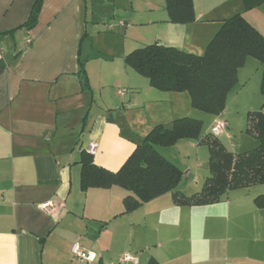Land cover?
Returning a JSON list of instances; mask_svg holds the SVG:
<instances>
[{"label": "crops", "instance_id": "crops-1", "mask_svg": "<svg viewBox=\"0 0 264 264\" xmlns=\"http://www.w3.org/2000/svg\"><path fill=\"white\" fill-rule=\"evenodd\" d=\"M34 1L0 0V264H77L75 242L96 252L94 264H264V207L253 201L264 184L193 206L166 192L124 212L130 192L81 190L79 164L96 141L93 162L116 171L154 126L184 117L202 122L200 137L224 119L216 136L222 145L232 153L254 149L256 138H237L249 112L264 115L258 60L245 58L213 115L193 108L186 91L152 87L124 56L153 43L202 55L235 14L264 37V2L245 9L242 0H192L194 20L176 23L165 0H42L27 28ZM155 149L181 170L178 191H200L210 175L207 147L180 138ZM49 201L53 209L43 210ZM124 252L137 262H121Z\"/></svg>", "mask_w": 264, "mask_h": 264}, {"label": "trees", "instance_id": "trees-1", "mask_svg": "<svg viewBox=\"0 0 264 264\" xmlns=\"http://www.w3.org/2000/svg\"><path fill=\"white\" fill-rule=\"evenodd\" d=\"M245 9L264 0H242ZM42 0H35L23 26L31 28L37 19ZM169 20L188 23L194 20L192 0H165ZM262 65L260 91L264 97V37L241 14L223 20L221 27L208 43L202 55L156 43L138 47L124 56V63L160 91H186L191 106L217 115L225 104L228 91L237 80V69L246 57ZM78 74L83 89H89L82 62ZM202 122L184 117L168 124H158L136 145L120 168L110 171L93 162V157L80 153V188L120 186L130 194L123 199L124 212L163 193L170 192L177 205H205L219 201L229 190L264 184V115L262 111L248 113L246 133L258 140L249 151L232 153L210 133L200 137ZM180 138L197 139L209 151L210 175L200 191L186 196L176 189L181 170L163 157L155 146H170ZM257 207H264V193L254 198ZM147 264H159L150 259Z\"/></svg>", "mask_w": 264, "mask_h": 264}, {"label": "built area", "instance_id": "built-area-1", "mask_svg": "<svg viewBox=\"0 0 264 264\" xmlns=\"http://www.w3.org/2000/svg\"><path fill=\"white\" fill-rule=\"evenodd\" d=\"M111 26L112 25L109 23L108 27ZM226 126H227L226 120L217 119L214 122V124L211 126L210 134L217 136L226 129ZM97 145L98 144L96 141L88 142L86 146V152L93 155L97 149ZM40 206L45 211H51L53 209V206L50 201L43 203ZM71 253H72V260L77 264H94L98 260V256L96 252L82 247L77 242L72 244ZM119 259L121 262H131V263L137 262L136 256L130 252H124Z\"/></svg>", "mask_w": 264, "mask_h": 264}, {"label": "rangeland", "instance_id": "rangeland-1", "mask_svg": "<svg viewBox=\"0 0 264 264\" xmlns=\"http://www.w3.org/2000/svg\"><path fill=\"white\" fill-rule=\"evenodd\" d=\"M241 136L239 137L238 136V140L239 139H241V138H243L244 139V137H250L251 135H249L248 133H246V130L244 131V133H242V134H240ZM252 137V136H251ZM220 141H222L223 142V140H222V138L220 139ZM202 146H204V147H207L206 145H202ZM186 170H184L183 172H185ZM184 178H185V175H184ZM255 187V186H254ZM257 187H260V186H257ZM176 189H177V187H176ZM257 188H252V190H250L251 192H255V190H256ZM199 190V189H198ZM200 190H201V188H200Z\"/></svg>", "mask_w": 264, "mask_h": 264}]
</instances>
